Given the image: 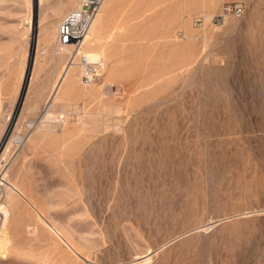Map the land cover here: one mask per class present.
Wrapping results in <instances>:
<instances>
[{
  "label": "rangeland",
  "instance_id": "1",
  "mask_svg": "<svg viewBox=\"0 0 264 264\" xmlns=\"http://www.w3.org/2000/svg\"><path fill=\"white\" fill-rule=\"evenodd\" d=\"M223 1L115 0L101 78L76 65L43 118L59 0H0V173L26 196L0 264H264V0L214 25Z\"/></svg>",
  "mask_w": 264,
  "mask_h": 264
},
{
  "label": "built area",
  "instance_id": "2",
  "mask_svg": "<svg viewBox=\"0 0 264 264\" xmlns=\"http://www.w3.org/2000/svg\"><path fill=\"white\" fill-rule=\"evenodd\" d=\"M105 0H79V4L66 11L57 27V42L62 45H69L67 62L77 64L81 72V83L89 85L98 81L104 69V58L101 55L89 56L85 51V39L90 26L98 14ZM244 12L242 2L223 1L218 10L212 15L211 22L214 25L225 23L228 16L239 17ZM204 17L199 15L193 20L194 26L202 29ZM1 185V184H0ZM2 189L0 192V204H2Z\"/></svg>",
  "mask_w": 264,
  "mask_h": 264
},
{
  "label": "bare ground",
  "instance_id": "3",
  "mask_svg": "<svg viewBox=\"0 0 264 264\" xmlns=\"http://www.w3.org/2000/svg\"><path fill=\"white\" fill-rule=\"evenodd\" d=\"M25 1H27V3H29L30 0H25ZM39 1L42 2V0H39ZM75 1L76 0H61V1L59 0V2H56L55 4L53 3L54 5L51 6L52 15H58V16L63 15L65 13L64 11L66 10L65 7L67 6L68 3L69 4L71 3L73 7H75L79 4V2L75 3ZM113 2H115V0H110V1L105 0L103 2L102 8H100L98 14L94 18V20L90 26V30L86 36V39H85V43H86L85 51L91 57L98 55L97 52L90 50V49L92 48V46H94V45L96 46L97 43L100 42V34L102 33V30L104 28L103 23H102L103 15H104L105 10H107V8ZM205 2L206 1H204V6H205ZM49 8H50V6H49ZM60 17H62V16H60ZM59 21L60 20L58 19L55 22H53V24H51L52 25L51 27L54 28V31H56V37H57V27H58ZM29 23H30V21H29ZM29 27L30 26H28V28ZM89 47H91V48H89ZM86 48H88L90 51L87 50ZM69 51H70L69 45H62V44H59L58 42H57V46L53 49L54 55H56L58 58L66 57V55L68 54ZM35 54H36V52H35ZM35 59H36V57H35ZM76 65L77 64H69L68 62H65L63 64V66L61 67V70L58 74V77H57L55 83L53 84V88H52L51 94L49 96V99L45 102L46 109H45V112H43L44 113L42 116L43 118H48L50 116V114L52 113V110L50 108L54 103V99H55L56 94L58 93L59 89H61V90L63 89L65 91L68 89H70V90L73 89L72 86H74L73 84L75 81L74 73H75V66ZM105 65L106 64L104 63V69H105ZM104 69H103V71H104ZM92 84H94V83H92ZM89 85H91V84H89ZM0 184L4 185V187H2V194H1L2 198H3V200L6 199L7 201L6 200L5 201L9 202V204H14L15 193H19L24 198H26L23 191L9 177L8 171L5 170V168L0 173ZM9 216H10L9 206L5 202L2 201V204H0V256H2V257H4V254H5L4 252H7L8 247L11 246V243H10L11 238L9 239V237L7 235V231L5 229L6 225L8 223V220H9Z\"/></svg>",
  "mask_w": 264,
  "mask_h": 264
}]
</instances>
